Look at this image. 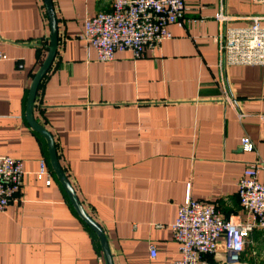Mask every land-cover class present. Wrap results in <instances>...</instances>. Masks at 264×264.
Returning <instances> with one entry per match:
<instances>
[{
	"label": "crops",
	"instance_id": "obj_1",
	"mask_svg": "<svg viewBox=\"0 0 264 264\" xmlns=\"http://www.w3.org/2000/svg\"><path fill=\"white\" fill-rule=\"evenodd\" d=\"M182 25L144 55L127 50L99 62L80 34L87 16L112 0H50L55 53L38 81L34 121L85 212L99 225L112 264H169L178 257L170 224L186 194L223 217L245 220L236 181L259 160L264 183V64L222 68L235 109L220 91L218 0H183ZM229 26L264 0H221ZM43 0H0V155L21 160L22 184L0 212V264H105L96 234L75 212L49 161L46 141L26 121L31 81L48 50ZM21 64L22 67H18ZM246 136L250 152L239 149ZM44 159L50 182L37 179ZM152 245L155 257L150 258ZM222 243L204 264H228ZM236 264H264V229L245 238Z\"/></svg>",
	"mask_w": 264,
	"mask_h": 264
},
{
	"label": "built area",
	"instance_id": "obj_2",
	"mask_svg": "<svg viewBox=\"0 0 264 264\" xmlns=\"http://www.w3.org/2000/svg\"><path fill=\"white\" fill-rule=\"evenodd\" d=\"M218 2L213 18L219 26L220 91L223 101L241 118L243 113L235 109L222 68L229 64H264V25L260 24L261 17L254 16L246 25L229 26L227 21L232 17L222 11L221 0ZM185 10L183 0H112L108 11H99L84 19L80 37L99 62L111 61L117 52L125 50L132 58H139L145 50L154 49L170 37V24L182 25ZM6 59V53L0 49V61ZM239 149L250 152L253 144L243 136L239 139ZM261 167V162L254 160L244 167L236 181L237 198L245 220L238 216L223 217L213 203L191 199L186 194L170 224L178 257L169 264H204L203 255L214 252L218 241L227 254V263H238L248 233L264 229V183L257 180ZM23 173L21 160L0 155V212L16 199ZM35 175L49 184L50 171L44 159L38 160ZM148 254L151 259L155 257L152 245Z\"/></svg>",
	"mask_w": 264,
	"mask_h": 264
},
{
	"label": "water",
	"instance_id": "obj_3",
	"mask_svg": "<svg viewBox=\"0 0 264 264\" xmlns=\"http://www.w3.org/2000/svg\"><path fill=\"white\" fill-rule=\"evenodd\" d=\"M47 20H48V25H49V44H48V50L47 54L40 65L39 69L35 73L31 85L29 88V92L27 95V100H26V105H25V117L26 121L29 124V126L38 132L40 135L43 136V138L46 141L47 145V151H48V156H49V161L50 165L60 181L65 193L67 194L75 212L77 215L87 224L93 232L96 234L101 250H102V255L105 261V264H112L111 256L109 253V249L107 246L106 239L104 237V234L99 227V225L85 212V210L82 208L80 205L75 193L72 190V187L70 186L67 178L65 177L56 157L55 153V147L53 140L51 138V135L41 126H39L33 119L32 116V103H33V98L35 94V90L38 84V81L40 80L41 76L44 74L46 69L48 68L49 64L52 61V58L55 53V47H56V24H55V18L53 16V11L51 7L50 0H43Z\"/></svg>",
	"mask_w": 264,
	"mask_h": 264
}]
</instances>
